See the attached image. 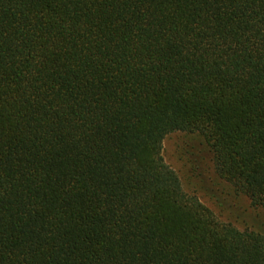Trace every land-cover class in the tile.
I'll use <instances>...</instances> for the list:
<instances>
[{
    "label": "trees",
    "instance_id": "16d2710c",
    "mask_svg": "<svg viewBox=\"0 0 264 264\" xmlns=\"http://www.w3.org/2000/svg\"><path fill=\"white\" fill-rule=\"evenodd\" d=\"M172 132L264 208V0H0V264H264Z\"/></svg>",
    "mask_w": 264,
    "mask_h": 264
},
{
    "label": "rangeland",
    "instance_id": "374dc122",
    "mask_svg": "<svg viewBox=\"0 0 264 264\" xmlns=\"http://www.w3.org/2000/svg\"><path fill=\"white\" fill-rule=\"evenodd\" d=\"M166 161L176 168L186 187L197 191L217 215L239 228L264 232V208L238 193L214 169L209 148L198 133L172 132L164 140Z\"/></svg>",
    "mask_w": 264,
    "mask_h": 264
}]
</instances>
